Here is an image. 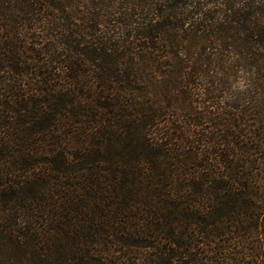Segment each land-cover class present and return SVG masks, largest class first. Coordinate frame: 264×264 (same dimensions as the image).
Returning a JSON list of instances; mask_svg holds the SVG:
<instances>
[{"label":"trees","instance_id":"1","mask_svg":"<svg viewBox=\"0 0 264 264\" xmlns=\"http://www.w3.org/2000/svg\"><path fill=\"white\" fill-rule=\"evenodd\" d=\"M262 156L264 0H0V264H264Z\"/></svg>","mask_w":264,"mask_h":264},{"label":"rangeland","instance_id":"2","mask_svg":"<svg viewBox=\"0 0 264 264\" xmlns=\"http://www.w3.org/2000/svg\"><path fill=\"white\" fill-rule=\"evenodd\" d=\"M152 65H153V67H152ZM151 67L152 68H156L155 69V73L154 74H152V73H148L147 74L146 73L145 78H146L147 84L155 86L154 87L155 89L150 90L151 94H148L147 96H148V101L149 102L150 101H156V106L158 107V58L150 61V64L147 66V68L149 69ZM229 88H230L231 91L228 92V93H223L221 95V98H220L219 102H221V106H223V107H225V108H227L229 110L228 112H232V110H230L228 107H229L230 104L233 105L235 103V98L238 96L239 99L237 97L236 100H240V97L243 95V92H245V95H246L245 97H247V94H250V92H249V90H250V82H249L248 77L247 76H243V77L241 76V77L235 78ZM162 101H163V105L164 106L165 105L168 106V103L165 104L168 101V97L165 96L162 99ZM177 101H178V103H180V98H177ZM237 103L241 104L240 101H238ZM183 114H184L183 112L180 113V119H179V121L178 120L177 121H178V123L181 122L182 125H187V123H185V119L186 118L184 119ZM177 117H178V115H176V118ZM176 118H174V119H176ZM237 120H238V117H236V116H232L231 117L230 116V121H226V123L225 122L224 123H225V125L228 124V125L232 126V125L238 124ZM250 123L247 122V125H249ZM229 129H231V127ZM258 162H259L258 168H260V170H261L258 173L261 175V178H262L261 181L264 182V156H262V158L259 159ZM0 178H2V177H0ZM10 180L13 181V182H16L19 179L18 178H12Z\"/></svg>","mask_w":264,"mask_h":264}]
</instances>
